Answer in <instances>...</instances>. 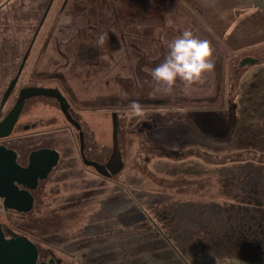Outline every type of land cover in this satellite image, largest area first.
I'll list each match as a JSON object with an SVG mask.
<instances>
[{
	"label": "rangeland",
	"instance_id": "1",
	"mask_svg": "<svg viewBox=\"0 0 264 264\" xmlns=\"http://www.w3.org/2000/svg\"><path fill=\"white\" fill-rule=\"evenodd\" d=\"M48 1L0 0V36L18 35L22 47L25 41L28 45ZM185 30L209 42L214 67L191 85L178 79L167 91L151 72ZM220 44L232 50L218 53ZM35 48L38 68L63 73L81 99L114 95L127 105L132 94L141 97L149 90L146 94L163 99L169 109L141 104L142 116H135L130 106L112 109L118 112V149L124 163L116 176L120 188L107 185L99 191V179L89 174L84 176L87 188H72L56 183L55 169L45 181L53 194L42 198L39 209L48 206L49 196L62 203L82 193L86 200L76 202L75 208L87 201L89 206L74 219L48 214L41 226L36 220L22 222L20 230L35 245L39 239V246L78 249L65 262L264 264V161L244 159L237 152L239 131L264 117V0H54ZM245 55L258 58V63L236 72ZM231 98L237 126L234 135V129L227 135L216 130L212 119L220 118L225 125L221 128H226ZM107 106L104 118L92 114L87 121L92 131L88 154L97 161L112 148L109 110L114 104ZM185 108L210 117L201 122L202 133ZM138 118L154 120V131L144 133L168 151L191 149L192 154L157 156L144 141L142 146L143 135L134 131ZM260 152L264 157V138ZM224 155L236 160L216 163ZM62 162L60 170L69 167L67 156ZM71 169L82 174L76 160ZM153 189L169 195L160 198ZM104 209L106 214L97 218Z\"/></svg>",
	"mask_w": 264,
	"mask_h": 264
},
{
	"label": "flooded vegetation",
	"instance_id": "2",
	"mask_svg": "<svg viewBox=\"0 0 264 264\" xmlns=\"http://www.w3.org/2000/svg\"><path fill=\"white\" fill-rule=\"evenodd\" d=\"M38 23L39 22H37V25L34 28L28 45L26 41L24 42V47H22V40L18 35L0 36V45H2L0 46V123L4 121L14 108H17L18 106L20 107L19 113L13 122L10 132L4 134L3 130L0 129V146L15 152L16 162L21 166H26L28 164V157L31 152L41 149H51L56 151L58 153V160L45 178L38 177L37 184L34 188H26L21 184L16 183L18 189L28 190L33 198L32 208L29 211H17L11 208L5 209L2 206V199H0V224L6 238H9L12 234H14L15 236H25L29 239L27 234L22 232L19 227L20 224L26 220H36L38 226H41L43 219L49 216L48 214H50L52 218H62V216H67L69 219H74L80 215L79 213L82 208L89 206V202L87 201L86 204L75 208L76 202L86 200L85 193H82L80 195L70 197L65 202L61 201L62 203L52 200L50 198L51 196H49L48 202L45 203L48 206H44L45 209H39L40 203L43 202L42 198L47 194H53V189H46L45 181H48L49 176L53 174L55 169V176L59 179L57 180L59 182L56 181V183H62L72 188L77 189L83 186L85 188L88 187L87 184L89 181L84 177L85 174L93 175L99 179V191H102V189L107 185L110 187L114 186L120 188L117 185L119 182L116 180V176L120 174L124 166L120 172L114 175L111 174L110 176H106L99 173L93 166L87 165L84 162L85 159L87 161H93L100 165H104L111 153L110 151L107 156H102L100 161L92 159L88 154V151L91 150L90 143L92 131L88 127L87 121L92 114L93 116H98L99 113H102L104 118L108 113L107 103H113V108H110L109 110V115L112 121L113 113L116 114V118L118 117V112L113 111L112 109L130 106L133 102L138 103L140 106L141 104H147L150 105V108H161L169 112V109L167 108L168 106H164L165 101L163 99L155 100L149 94H146L149 90L144 93L146 95L143 94V96H141L142 98L136 97L132 94L129 98L132 102L127 105L126 101H123V97L119 98L114 95L107 97L102 94L99 97L94 96L95 98L93 99H81L80 96L76 94L77 91H74L73 87L68 83L63 73L42 71L38 68V49L36 52H33V50L36 49L35 45L38 44V34L43 25H41L39 31L37 30L36 33ZM3 45H7L8 47L6 46L3 49ZM246 57L255 58L248 55H245V57L242 58ZM255 59L258 63L259 59ZM70 81L73 82V80ZM39 87L56 89L59 92V96L55 97L48 94H31L30 96L23 97L22 91L28 88ZM86 88L91 90V88ZM62 98H64V101ZM185 110L187 114H190L188 117L192 121L195 130L202 133L192 116V112L198 110L192 111L189 109L191 112L186 108ZM145 119L146 118H138L135 124L136 128H134L137 136L142 137L141 135H143L141 139L142 146L148 144V148L159 157L163 156L177 159L183 158L185 153L192 154L193 151L191 149H187L185 151H168L160 144V142L152 140L150 135L148 134L147 136L144 131L147 129L152 133V131H154L153 128L155 127V123H152L154 120L149 122ZM222 125L225 126L224 121ZM143 141L145 142V145H143ZM194 153L195 154L193 155L195 156L201 155L200 152L194 151ZM65 156L68 157L69 167L60 170L59 167L64 162H62V160H64ZM204 157L209 158L208 155ZM72 159H75L76 162L81 165L82 174L71 169L73 162L75 161ZM144 161H149V157L145 156ZM63 189H60V193L65 198L66 191ZM55 191L58 192L59 190ZM37 206L38 213L33 214V210L37 208ZM43 211H45V216ZM104 214H106L105 209L97 213V218L102 219ZM10 220H13L14 222H11ZM37 241L38 246L36 245V247L38 250V260L48 261V259L52 258L54 261L52 264L97 263L96 260L87 262L85 260L74 258H70L68 259V262H65L63 260L64 257L66 255H72V251H78V249L66 251V249L60 245L54 246L52 244H45V247H43L39 246V239Z\"/></svg>",
	"mask_w": 264,
	"mask_h": 264
},
{
	"label": "water",
	"instance_id": "3",
	"mask_svg": "<svg viewBox=\"0 0 264 264\" xmlns=\"http://www.w3.org/2000/svg\"><path fill=\"white\" fill-rule=\"evenodd\" d=\"M53 0H49L46 8L38 23L39 31L43 24L47 13L52 5ZM35 33V34H36ZM257 63L255 58H242L239 66H251ZM23 97L31 94H48L58 97L59 92L56 89L46 88H28L22 91ZM64 101V98H62ZM65 110V108L62 106ZM20 107L14 108L10 114L0 123V129L4 134L10 132L14 120L19 113ZM229 121L226 128H221V119L214 118L212 121L216 125V130L231 134L236 121V102L231 98L228 105ZM198 128L202 130L201 122L210 117L202 112L192 114ZM207 122V121H206ZM118 122L116 114H112V148L110 156L104 165H100L93 161L84 159L85 164L93 166L99 173L106 176L114 175L123 168L121 153L118 149ZM225 136L227 138L228 136ZM58 153L51 149H41L31 152L28 157V164L21 166L16 162L15 152L3 146H0V199L2 206L7 209H15L17 211H29L32 208L33 198L26 189H18L16 183L26 188H34L37 184L38 177L45 178L52 167L57 163ZM12 233V232H11ZM52 258L48 261L38 260V250L36 245L25 236H15L6 238L2 226L0 224V264H52Z\"/></svg>",
	"mask_w": 264,
	"mask_h": 264
},
{
	"label": "clouds",
	"instance_id": "4",
	"mask_svg": "<svg viewBox=\"0 0 264 264\" xmlns=\"http://www.w3.org/2000/svg\"><path fill=\"white\" fill-rule=\"evenodd\" d=\"M168 48V54L163 62L151 72L152 79L163 85L167 91L172 90L178 79L186 85H191L200 80L203 73L211 71L214 67L210 61L212 51L209 42L195 37L190 30H185L175 38ZM130 109L135 116H142V109L138 103L133 102Z\"/></svg>",
	"mask_w": 264,
	"mask_h": 264
},
{
	"label": "trees",
	"instance_id": "5",
	"mask_svg": "<svg viewBox=\"0 0 264 264\" xmlns=\"http://www.w3.org/2000/svg\"><path fill=\"white\" fill-rule=\"evenodd\" d=\"M191 11H193V7H191ZM195 13L198 16V13L196 11ZM224 44L223 45L220 44V48H217V50H218V53L224 52L227 55V52L229 50H232V48L229 49L228 47L230 46L227 43L226 45L228 47H224ZM242 67L243 66H236V72H238L239 68H242ZM250 125L251 126L249 129L244 127L243 132L239 131V135H240L239 142H238L239 149L237 152L240 153V155L242 154L244 159L253 160L256 162H258V160L264 161V157L259 156V153H261L260 151H261L262 138H264V117L259 118V119L257 118V119L250 121ZM236 126H237V123H235V126L233 128L234 133L232 132V135L235 134ZM243 126H246V125H243ZM212 159L216 161V159L214 158ZM217 160L219 161H217L216 163L232 162V160H236V157H234V155L230 157H228V155H224L223 158H220ZM150 192L155 193L160 198L167 197L169 195V193H167L165 190L163 191V189L162 190L153 189Z\"/></svg>",
	"mask_w": 264,
	"mask_h": 264
}]
</instances>
